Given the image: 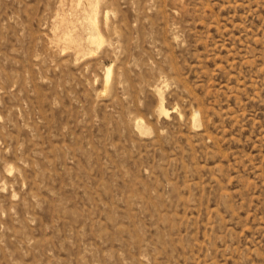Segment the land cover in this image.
Instances as JSON below:
<instances>
[{
	"label": "rangeland",
	"instance_id": "rangeland-1",
	"mask_svg": "<svg viewBox=\"0 0 264 264\" xmlns=\"http://www.w3.org/2000/svg\"><path fill=\"white\" fill-rule=\"evenodd\" d=\"M63 1L0 0V264H264V0Z\"/></svg>",
	"mask_w": 264,
	"mask_h": 264
},
{
	"label": "bare ground",
	"instance_id": "bare-ground-1",
	"mask_svg": "<svg viewBox=\"0 0 264 264\" xmlns=\"http://www.w3.org/2000/svg\"><path fill=\"white\" fill-rule=\"evenodd\" d=\"M75 1V0H74ZM86 1V0H85ZM78 2V1H77ZM76 2V3H77ZM82 2V1H81ZM58 10H62L63 11V6H64V1L63 0H58ZM88 7H89V10L87 8L88 11H86V15L84 17V22H87L88 24V29L90 30V34H89V37H88V42L92 45L95 46V48H89L87 53L85 54H88V55H92L95 53V50L100 48L103 43L105 42L104 40V36H102V34L99 32V27H98V22L100 20V13H99V10H98V2L95 1V0H88ZM101 4V3H100ZM104 4V3H103ZM73 6V5H72ZM104 7V6H103ZM65 8V7H64ZM54 10V9H53ZM74 10V9H73ZM58 12V11H57ZM60 13V12H59ZM69 13V12H68ZM107 13V12H106ZM64 14V13H63ZM61 15V14H60ZM59 14H56L54 17V24L55 26L57 27V29H59L61 32H62V36L64 38V40L66 41V43L69 45V46H75L76 43H77V33L75 31L74 33V30H72V25L70 26V19L68 18H65V17H60ZM84 15V14H83ZM59 16V18L57 17ZM105 16V15H104ZM107 17V16H105ZM107 19V18H105ZM109 20V19H107ZM74 22V21H73ZM76 22L77 19H76ZM111 22V21H110ZM75 24V23H74ZM79 24V23H78ZM106 24V23H105ZM107 25V24H106ZM54 26V25H53ZM87 26V25H86ZM106 27V26H105ZM74 28V27H73ZM77 28V27H76ZM78 31V29H77ZM84 31V30H83ZM55 32V31H54ZM88 32V31H87ZM79 33V32H78ZM81 33V32H80ZM83 33V32H82ZM79 37V36H78ZM80 39V38H79ZM63 40V39H62ZM59 42V41H58ZM52 44V43H51ZM64 44V43H63ZM56 45V43H55ZM87 45V44H86ZM52 46V45H51ZM60 46V45H59ZM79 46V45H78ZM116 46V45H115ZM89 47V45H88ZM102 49V48H101ZM54 50V49H53ZM61 50V49H60ZM76 50V49H75ZM99 50V49H98ZM73 51V50H72ZM83 51V50H82ZM59 52V51H58ZM65 52V51H64ZM84 54V55H85ZM115 54V53H114ZM81 56V55H80ZM82 60V59H81ZM78 62V61H77ZM104 89H103V92H102V95L103 94H106L109 90V86H110V83H111V80H112V77H113V65H107L105 67V75H104ZM154 86V85H153ZM162 87V86H161ZM165 89V88H164ZM155 93L157 94L159 100H160V106H159V111L161 112V114H168V112L166 111V109L164 108L163 106V94H162V90L159 86H156L154 89ZM152 92V91H151ZM101 96V95H100ZM162 114V115H163ZM199 114L200 112L198 111H195V113L193 114L192 116V119H193V124L195 126V124L198 122V118H199ZM178 115L181 117V113H178ZM201 117V116H200ZM143 122L141 119H138V120H135V126L141 131L143 132V129H144V126H143ZM146 126V125H145ZM196 129V128H195ZM141 136V135H140ZM215 217V216H214Z\"/></svg>",
	"mask_w": 264,
	"mask_h": 264
}]
</instances>
